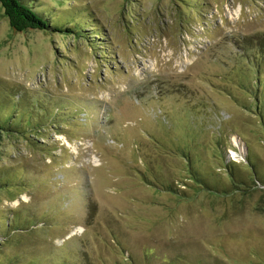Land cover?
<instances>
[{
  "label": "rangeland",
  "instance_id": "1",
  "mask_svg": "<svg viewBox=\"0 0 264 264\" xmlns=\"http://www.w3.org/2000/svg\"><path fill=\"white\" fill-rule=\"evenodd\" d=\"M27 3L74 29L0 4L2 264H264V0Z\"/></svg>",
  "mask_w": 264,
  "mask_h": 264
},
{
  "label": "trees",
  "instance_id": "2",
  "mask_svg": "<svg viewBox=\"0 0 264 264\" xmlns=\"http://www.w3.org/2000/svg\"><path fill=\"white\" fill-rule=\"evenodd\" d=\"M1 7L3 9L4 15L8 19V23L14 31H25V30H41V29H49V30H55V31H61V32H72L73 27H68V26H62V25H50L48 24L39 14L38 12L34 9L33 6H31L29 3H27V0H0ZM51 30V31H52ZM243 42H239L238 45L243 47ZM248 50L247 46L243 51ZM261 65L260 62H257L256 64V73H255V80L254 83H252L250 93L252 95L254 105L257 107L256 109L258 110V114L261 117V112L260 108L262 104L264 105V99L261 97L262 91H258L260 88H262V82L264 83V80L260 78V71H261ZM255 89V90H254ZM254 90V92H253ZM34 105L31 104V109L32 110H27L26 109V103L25 106L23 107L24 110L19 111V114L16 115H11L8 114L7 112H4L2 108H0V114L3 116L4 119L0 118V132L2 130H5L4 133L5 135H13L14 133H21V136H28L29 132L32 130L35 132H41V126L38 125L37 123L34 124H29V114L31 117L34 115L33 112H36L37 107L34 108ZM44 110V109H43ZM44 112H47L44 110ZM52 119L55 118L56 114L52 113ZM56 123V122H55ZM25 124V125H24ZM23 126V127H19ZM24 126H31V127H24ZM185 156V162L187 164V168L190 171L191 170V162L190 158L187 156V152ZM225 169V172L228 174V178H230L233 182V185H239L238 181L235 180V172L231 168V165L229 162L224 163L222 166ZM194 172V171H191ZM194 183H196L198 186H202L203 181L196 175L192 174ZM255 180V179H254ZM261 184H264L263 180H260ZM208 185V183H206ZM207 188V187H206ZM167 189L168 192H172L175 195H179L178 191L172 189L171 187H168ZM216 189V188H214ZM15 217L14 215L12 216V220H14ZM10 228V225H7ZM0 264L2 262L0 261ZM32 264V263H31Z\"/></svg>",
  "mask_w": 264,
  "mask_h": 264
}]
</instances>
